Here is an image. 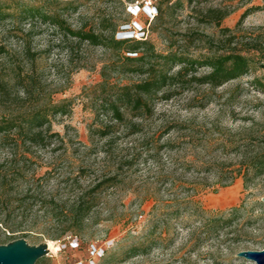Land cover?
Wrapping results in <instances>:
<instances>
[{
	"label": "rangeland",
	"instance_id": "rangeland-1",
	"mask_svg": "<svg viewBox=\"0 0 264 264\" xmlns=\"http://www.w3.org/2000/svg\"><path fill=\"white\" fill-rule=\"evenodd\" d=\"M149 3L78 0V9L65 15L73 28L86 30L97 29L103 18L116 21L120 30L127 22L126 28L137 29L138 21L156 52L173 50L191 57L227 50L226 28L235 30L248 8L254 10L243 26L250 31L264 26V0H172L165 20L157 23L156 13L144 11ZM225 11L229 15L216 22L214 17ZM14 25L12 30L9 21L0 24V44L12 53L22 47L16 33L30 28L27 22ZM34 30L32 47L42 51L37 62L40 97L70 104L67 113L51 118V129L59 136L46 148L34 147L32 161L40 173H50L49 188L66 200L114 178L83 224L56 239L48 235L50 229H36L26 237L32 244L54 240L62 248L36 264L252 263L238 252L264 246V175L246 185L234 170L244 168L246 154L264 148V59L248 53L250 70L216 89L196 83L166 87L152 101V113L137 117L128 112L119 122L100 107L104 74L110 84L137 82L143 75L121 73L113 50L71 39L61 44V35L51 27ZM3 58L0 53V62ZM207 71L199 67L197 72ZM106 124L112 126L111 134L102 137L97 129ZM9 152L1 148L0 158ZM175 200L199 206L203 214L183 205L179 216L167 219L164 212ZM233 207L240 211L228 226L203 232L202 217H229ZM74 239L81 242L80 249L71 243L65 247ZM136 246L141 251H133Z\"/></svg>",
	"mask_w": 264,
	"mask_h": 264
},
{
	"label": "trees",
	"instance_id": "trees-1",
	"mask_svg": "<svg viewBox=\"0 0 264 264\" xmlns=\"http://www.w3.org/2000/svg\"><path fill=\"white\" fill-rule=\"evenodd\" d=\"M171 1H154L156 23L165 20L168 8L173 5L169 4ZM187 1L191 3L196 0ZM77 2L0 0V24L9 21L12 30L16 27L14 23L27 22L30 25L26 34L20 31L23 35H15L22 39L19 52L12 53L0 44V53L4 56L0 62V149L10 150L7 156L0 158V244L20 237L26 238L36 229H50L52 232L48 235L53 239L58 238L73 227L83 224L94 211L99 193L114 184V178H106L80 189L75 198L66 200L49 188L50 173H40L38 165L32 161L34 147L46 148L50 140L59 136V133L51 129V118L55 114L67 113L70 104L66 100L56 102L40 97L42 81L38 75L37 62L42 57V51L32 47L35 27H51L61 35V44L71 39L72 43L87 42L113 50L117 53V65L121 73L143 75V79L137 82L110 84L104 74L100 82L103 93L100 107L107 113L111 112L119 122L125 121L128 112L137 117L152 113V101L166 87L196 83L216 89L228 81L241 78L250 70L253 59L248 53L254 52L258 59H264V26L251 31L243 26L244 19L253 12L254 7L242 13L235 30L226 28L229 32L227 50L191 57L173 50L156 52L148 36L141 39L121 36L118 34L121 31L119 24L111 19L100 20L95 30L73 28L65 13L77 10ZM209 10L218 12L217 9ZM227 15L229 12L225 11L215 16L214 20L220 23ZM127 23L121 25V29ZM150 28L154 30L153 26ZM206 41L211 42L208 39ZM176 65L180 67L173 71ZM199 67H207L209 71L198 73ZM111 128L106 124L104 128L97 129V133L106 137L111 134ZM245 156L244 168L239 167L234 171L236 175H243L247 185L251 180L264 175V148ZM234 177L233 174L231 179ZM183 205L192 208L196 214H203L199 206L175 200L169 205L172 208L164 212L169 215L167 219L179 216ZM238 211L240 207H233L229 210V217H202L203 232L211 234L228 226ZM71 241L65 242V247L71 243L72 248H81L78 239H74L77 241L76 246ZM132 250L141 251L138 246Z\"/></svg>",
	"mask_w": 264,
	"mask_h": 264
},
{
	"label": "water",
	"instance_id": "water-1",
	"mask_svg": "<svg viewBox=\"0 0 264 264\" xmlns=\"http://www.w3.org/2000/svg\"><path fill=\"white\" fill-rule=\"evenodd\" d=\"M261 200L264 201V196ZM49 253L47 240L32 244L26 238L20 237L0 244V264H36L39 258L47 256ZM238 255L249 259L253 264H264V246L259 250H241ZM252 263L247 262L245 264Z\"/></svg>",
	"mask_w": 264,
	"mask_h": 264
},
{
	"label": "built area",
	"instance_id": "built-area-1",
	"mask_svg": "<svg viewBox=\"0 0 264 264\" xmlns=\"http://www.w3.org/2000/svg\"><path fill=\"white\" fill-rule=\"evenodd\" d=\"M154 1L155 0H149L148 5H143L145 13H147L148 16H151L152 14L156 13L155 7H154ZM157 14V13H156ZM135 24L139 26V28H122L121 31L118 33L121 36H131L138 39L143 38V36L146 34V30L144 29V25L142 26L138 21H135ZM72 243H75L74 245H77V241L72 240ZM62 248H60L61 250Z\"/></svg>",
	"mask_w": 264,
	"mask_h": 264
},
{
	"label": "bare ground",
	"instance_id": "bare-ground-1",
	"mask_svg": "<svg viewBox=\"0 0 264 264\" xmlns=\"http://www.w3.org/2000/svg\"><path fill=\"white\" fill-rule=\"evenodd\" d=\"M49 243V249H50V253H57L60 250V245L55 242L54 240L52 241H47Z\"/></svg>",
	"mask_w": 264,
	"mask_h": 264
}]
</instances>
